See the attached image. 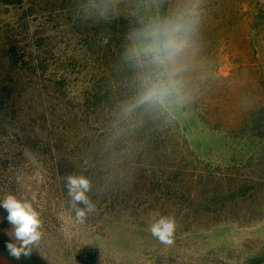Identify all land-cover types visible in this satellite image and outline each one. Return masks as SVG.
I'll list each match as a JSON object with an SVG mask.
<instances>
[{
	"label": "rangeland",
	"instance_id": "1",
	"mask_svg": "<svg viewBox=\"0 0 264 264\" xmlns=\"http://www.w3.org/2000/svg\"><path fill=\"white\" fill-rule=\"evenodd\" d=\"M43 2L48 6L52 0L17 5L0 0V40L6 29L9 33L23 24L33 35L44 31L41 50L60 55L55 58L65 68L83 62L80 47L88 36L82 31L104 50L107 40L101 34L114 20L130 25L148 13L165 14L177 0L159 5L152 0H67L52 16L40 9ZM187 3L197 4L200 24L182 76L184 100L162 111V125L145 130L160 140L177 135L198 159L222 167L257 152V142L241 133L248 114L264 100V0ZM25 48L32 50L28 44ZM4 50L0 44V200L12 194L30 201L40 213L43 236L30 257L12 258L6 247L12 225L0 207V264H264V221L188 231L176 226L171 245L153 237L150 227L157 219L149 210L154 207L107 190L101 162L95 164L85 149L86 133L75 134V123L63 111L65 95L73 96L77 88L76 74L53 89L58 79L53 67L43 75L26 66L23 71ZM27 100L32 109L43 110L46 125L37 126L46 127L49 135L30 128ZM73 173L88 177L96 206L82 223L75 219L65 187V177Z\"/></svg>",
	"mask_w": 264,
	"mask_h": 264
},
{
	"label": "trees",
	"instance_id": "2",
	"mask_svg": "<svg viewBox=\"0 0 264 264\" xmlns=\"http://www.w3.org/2000/svg\"><path fill=\"white\" fill-rule=\"evenodd\" d=\"M22 1L6 0L8 5ZM65 2L52 0L48 6L43 2L39 7L52 16L56 7ZM111 25L101 34L107 40L104 50L100 42L92 41L90 34L82 31V35L88 36L80 47L83 62L65 68L55 58L60 55L41 50L44 31L33 35L26 32L24 24L18 29L14 26L9 33L6 29V34H1L0 44L7 58L21 65L23 71H27L22 67L26 66L34 70L33 74L40 70L43 75L48 67H53L58 77L52 82L53 89L64 87L73 78L71 74H76L77 88L73 96L65 95L63 111H68L75 123V134L86 133L85 149L95 164L101 162L98 168L107 176V190L152 205L154 208L149 211L156 219L174 217L182 231L264 221V100L248 114L241 133L257 142V152L222 167L210 166L198 159L177 135L160 140L156 132L147 134L145 126L165 122L162 111L137 110L123 120L113 118L121 114L122 105L134 94L135 84L134 72L123 55L129 24L116 19ZM26 44L32 50L25 51ZM24 109L31 112L26 115L33 119L30 128L37 127L39 133L49 135L46 127L37 126L40 122L46 125L40 118L43 110L32 109L28 100Z\"/></svg>",
	"mask_w": 264,
	"mask_h": 264
},
{
	"label": "clouds",
	"instance_id": "3",
	"mask_svg": "<svg viewBox=\"0 0 264 264\" xmlns=\"http://www.w3.org/2000/svg\"><path fill=\"white\" fill-rule=\"evenodd\" d=\"M152 3L159 5L161 0ZM199 24L197 4L189 5L187 0H177L165 14L148 13L130 23L123 55L134 72L135 92L122 105V116L130 117L137 110L164 111L183 102L182 76ZM65 187L76 221L84 222L96 208L89 196L90 180L73 173L65 177ZM0 207L7 210V220L12 225L7 233L12 238L6 244L9 255L16 260L30 257L43 236L40 213L30 201L12 194L0 200ZM175 230L172 216H160L150 227L152 236L166 245L173 243Z\"/></svg>",
	"mask_w": 264,
	"mask_h": 264
}]
</instances>
